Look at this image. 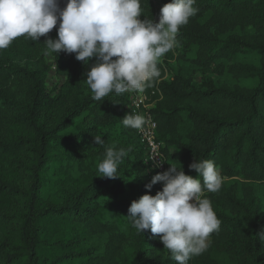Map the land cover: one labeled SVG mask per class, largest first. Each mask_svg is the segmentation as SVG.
Returning <instances> with one entry per match:
<instances>
[{
  "label": "trees",
  "instance_id": "16d2710c",
  "mask_svg": "<svg viewBox=\"0 0 264 264\" xmlns=\"http://www.w3.org/2000/svg\"><path fill=\"white\" fill-rule=\"evenodd\" d=\"M169 2L163 0L162 6ZM58 3L62 9L67 0ZM194 6L199 12L181 27L177 41L196 44L201 57L197 60L199 67L214 69L220 76L229 73L238 82L254 79L257 84L237 85L233 90L209 86L200 91L177 76L166 86L163 81L166 70L158 64L160 88L165 96L154 109V115L168 168L170 164L182 167L186 175L196 178L198 174L189 165L196 160H211L223 180L237 178L241 182L230 186L223 183L217 193L205 192L221 221L220 230L210 236L207 251L191 258L188 264H264V240L257 235L264 232L263 204L254 188V183L264 184V0H196ZM141 8V19L152 18L158 23L154 19L157 9L153 0H141ZM58 26L52 30L57 38ZM239 29L250 30L251 34L242 36V41L228 36ZM238 48L253 52L259 59L258 65L226 66L224 61ZM208 49L212 53L205 57L203 51ZM67 56L66 59L64 54H56L57 71L67 76L76 90L62 89L48 101L50 109L66 110L64 120L48 129L39 122L46 105L40 110L36 104L24 108L22 118L17 116L21 133L18 138L11 141L0 138V226L16 220L11 240L0 239V264H120L124 260L121 252L124 229L121 230L120 222L114 226L105 219L102 204V196L109 195L108 186L116 180L107 177L92 180L86 175L80 185L74 178L77 170L91 172V168L94 176L99 175L97 165L106 148L112 145L119 148L110 133L114 130L123 129L128 135L125 149H131L118 166L117 174L124 175L126 181L134 179L131 168L135 162L139 163L135 179L149 191L145 187V149L135 129L126 128L121 122L130 113L129 95L111 93L96 101L92 94L80 99L85 74L95 58L85 65L75 58V53ZM3 67L0 59V76L4 75ZM15 74L16 69H9L6 79ZM72 101L74 107L67 109ZM172 101L181 106H172ZM81 117L91 125L85 139L79 141L81 134L61 133ZM95 135L104 139L103 146L95 144ZM76 144V151L70 155L56 152V147L69 149ZM131 156L133 160H129ZM16 177L27 178L30 188L23 190L14 185ZM128 189L124 181L111 195L113 210L122 212L121 218L125 217L131 225L127 217L132 203L126 197ZM150 193L154 195V186ZM17 203L21 209L13 212V204ZM119 231L120 235L113 238L104 252L94 253V248L84 247L94 236ZM157 236L150 229L143 234L134 233V242L141 244V248L131 264H177L169 250L162 260L144 254L146 246L152 251L160 249Z\"/></svg>",
  "mask_w": 264,
  "mask_h": 264
},
{
  "label": "clouds",
  "instance_id": "9594fccd",
  "mask_svg": "<svg viewBox=\"0 0 264 264\" xmlns=\"http://www.w3.org/2000/svg\"><path fill=\"white\" fill-rule=\"evenodd\" d=\"M196 0H171L160 9L159 22L142 16L141 0H67L62 9L58 0H0V50L21 36L36 42L57 28V39L44 42L45 56L61 51L88 65L86 83L96 101L111 93H144L159 82L162 57L177 46L182 26L197 15ZM126 128L140 131L144 116L128 113L121 119ZM96 145L104 139L94 136ZM131 149L106 148L98 163L99 177L116 178L118 166ZM156 164L155 167H159ZM198 174L186 175L175 165L154 175L146 189L158 182L163 188L132 201L127 216L138 232L158 235L171 259L188 264L209 247V238L220 230L221 221L205 192L217 193L223 185L218 166L211 160L189 165ZM264 240V232L257 234Z\"/></svg>",
  "mask_w": 264,
  "mask_h": 264
},
{
  "label": "rangeland",
  "instance_id": "374dc122",
  "mask_svg": "<svg viewBox=\"0 0 264 264\" xmlns=\"http://www.w3.org/2000/svg\"><path fill=\"white\" fill-rule=\"evenodd\" d=\"M153 2L155 8L157 9L154 19L159 22L160 13L158 10L161 8L163 0H153ZM250 34V30L246 31L239 29L232 32L228 36H231L238 41H242V36ZM49 37L57 39L55 33L52 31L47 37L44 36L36 42H33L30 38L21 36L16 38L8 48L0 50V59L4 65V75L0 76V138L2 140H15L21 135L18 131L20 125L17 122V116L21 115L22 118L24 108H31L36 104H38L40 110L46 105V108H44L39 116V122L45 124L48 129H54L64 120L66 110L59 111L58 109H50V107H48V101L50 102L56 98L62 89L67 90L68 88H72L73 91L76 89L73 88L74 84L68 80L67 76H62L58 73L56 66V53H53L50 56L44 55V50L46 48V44L44 42ZM198 50L199 49L195 43L187 41L181 44L177 41V46L162 57L159 64H161L166 70V76L163 78L166 86H169L172 82H174L177 76L183 80L190 81L189 83H191L195 89L200 91L207 90L209 86H214L216 89L220 90H233V88L237 85L247 87L256 86L257 80L244 79L238 82L229 73L220 76L214 69L206 70L203 67H199L197 60L201 57L198 55ZM61 53L64 54L66 59L68 58V53L61 51L59 54ZM203 53L205 54V57H209L212 52L208 49L204 50ZM224 63L226 66L258 65L259 59L248 49L238 48L231 53L230 59H226ZM12 68L17 70V74L11 75L8 80L6 79V76L8 75V70ZM86 78L87 77L84 78L83 91L79 96L80 99L92 95V92L85 81ZM154 88L155 87H149L147 88V91H151ZM164 96V91H162V97L159 102L164 99ZM171 105L174 107L181 106L177 105V103L173 101L171 102ZM73 107L74 101L69 102L66 106L67 109H71ZM90 126V121L81 117L73 123L72 127L62 131L61 133L70 136L81 134L79 137V141H81L85 139L84 135ZM110 133H112V136L115 137L116 143H119V148L127 147L128 135L123 132V129L120 128ZM77 146L78 144L69 149L56 147V152H66L67 155H70L73 151H76ZM133 157L134 156H131L129 160H133ZM135 167L132 166L131 168L133 174L132 178L134 179L126 181L125 176L120 174L114 178L116 180L115 182H111L109 184L107 189L109 191V195L105 194V196H102L105 219L108 222L113 223L114 226L120 222L121 230L123 231L124 229V242L121 247L124 260L120 264H131L135 260V255L139 252L141 244L136 245L133 239L134 233L137 230L127 224L125 217L121 218L120 215H123L122 212H116L113 210L111 193L113 194V192L117 189V186L125 181V185L129 187L128 193H126L127 196H125L129 201L132 202L134 200H138L145 194L153 195L150 191L144 190L141 182L135 179L136 171L140 168V164L135 162ZM89 171L90 170L81 172L77 170L74 173V178L78 179V184L81 185L86 178V175H90L92 180L102 179V177L97 176L98 174L94 176V168H91V172ZM13 181L14 185L23 190L30 188V182L25 177H16ZM223 183L230 186L240 184L241 182L239 179L235 178L232 180H223ZM254 188L256 195L262 201V215H264V184L254 183ZM56 189L57 187H54L53 191ZM239 194L240 197H243L241 189ZM20 207L21 205L18 203L13 204V212L20 210ZM15 223L16 220H12L8 224H2L0 226V239L3 242L11 240ZM120 233L121 232L119 231L94 236V239L84 244V247L94 248V253L104 252L107 245L113 240V238H115V236L120 235ZM157 238L160 249L152 251L151 247L146 246L144 248V254L150 259L162 260L168 255V250L164 248L159 236H157Z\"/></svg>",
  "mask_w": 264,
  "mask_h": 264
},
{
  "label": "built area",
  "instance_id": "2783aa9c",
  "mask_svg": "<svg viewBox=\"0 0 264 264\" xmlns=\"http://www.w3.org/2000/svg\"><path fill=\"white\" fill-rule=\"evenodd\" d=\"M159 80L156 87L144 93L126 92L130 98L129 109L131 114H139L145 117L146 124L140 131L135 130L136 136L145 149V183L149 184L152 177L157 173H162L168 169L167 159L164 154V143L158 139V123L154 115L156 104L162 97ZM160 164L159 167H155ZM154 186V195L161 191L163 182H158Z\"/></svg>",
  "mask_w": 264,
  "mask_h": 264
}]
</instances>
